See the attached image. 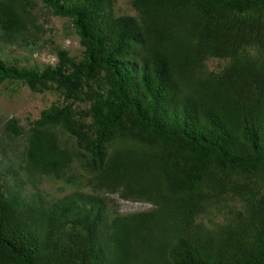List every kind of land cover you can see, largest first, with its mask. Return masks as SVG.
Returning a JSON list of instances; mask_svg holds the SVG:
<instances>
[{
    "label": "trees",
    "instance_id": "obj_1",
    "mask_svg": "<svg viewBox=\"0 0 264 264\" xmlns=\"http://www.w3.org/2000/svg\"><path fill=\"white\" fill-rule=\"evenodd\" d=\"M37 1L0 0V85L63 102L31 123L17 168L0 162V264H264V0H132L135 15L39 0L72 20L83 58L8 63L1 44L40 29ZM51 179L72 191L47 198ZM117 192L152 206L120 213ZM232 194L241 208L205 223Z\"/></svg>",
    "mask_w": 264,
    "mask_h": 264
},
{
    "label": "rangeland",
    "instance_id": "obj_2",
    "mask_svg": "<svg viewBox=\"0 0 264 264\" xmlns=\"http://www.w3.org/2000/svg\"><path fill=\"white\" fill-rule=\"evenodd\" d=\"M115 12L118 15H135L132 0H113ZM34 13L38 19L40 29L32 30L34 35L27 39H19L12 44L2 43L1 57L11 64L22 66H37L40 69L48 65L55 66L58 57L55 53L58 47L69 52V55L80 60L83 58L84 46L76 32L72 20L67 17L55 15L53 10L42 3L36 2ZM229 58L212 57L206 65L211 71H224L229 64ZM62 97L54 90L34 92L21 82L6 81L0 85V162L5 161L17 168L16 164L25 150L27 130L31 123L40 117L41 112L54 103H62ZM81 107L87 103H78ZM10 119L18 120L24 128V134L18 137L10 136L5 130ZM11 161V162H10ZM47 198L63 197L72 191L65 181L47 180L42 185ZM112 200V209L128 214L148 210L152 205L146 201L126 200L119 192L107 194ZM226 206V208H225ZM223 211L213 210L212 214L203 216V221L212 226L223 223L232 216L231 212L241 208V200L236 196H228Z\"/></svg>",
    "mask_w": 264,
    "mask_h": 264
}]
</instances>
